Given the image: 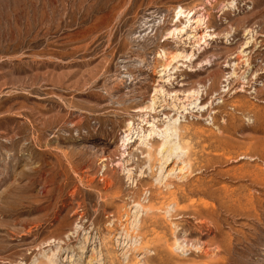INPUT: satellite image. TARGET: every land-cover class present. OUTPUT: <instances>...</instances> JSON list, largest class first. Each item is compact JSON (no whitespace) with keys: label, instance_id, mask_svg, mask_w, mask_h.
Wrapping results in <instances>:
<instances>
[{"label":"rangeland","instance_id":"374dc122","mask_svg":"<svg viewBox=\"0 0 264 264\" xmlns=\"http://www.w3.org/2000/svg\"><path fill=\"white\" fill-rule=\"evenodd\" d=\"M0 264H264V0H0Z\"/></svg>","mask_w":264,"mask_h":264},{"label":"bare ground","instance_id":"6f19581e","mask_svg":"<svg viewBox=\"0 0 264 264\" xmlns=\"http://www.w3.org/2000/svg\"><path fill=\"white\" fill-rule=\"evenodd\" d=\"M191 12H193V11H191ZM191 12H189V13H191ZM188 13V14H189ZM194 13V12H193ZM185 14V11L183 10V8H181L179 11H177V16H178V18L179 19H181L182 18V16ZM189 20H191L192 21V23H196V24H198V25H201V19H199V18H196V17H194V14H192V16L190 17V19ZM197 28V27H196ZM195 28V29H196ZM175 30H179L177 27L175 28ZM180 30H183V29H180ZM172 31H174V30H172ZM171 31V32H172ZM179 56L178 55H173V57H172V59L173 60H175V59H177ZM233 106H234V108L236 109V108H238V109H240V110H244L245 109V105L242 103V102H236V103H234V104H232ZM153 109V108H152ZM186 110V109H185ZM250 112H253L254 113V117L258 120L259 118H261L260 117V114L259 113H256V111H254L253 109L250 111ZM150 126L152 127V129H150L147 133H145V132H143V134L141 135L140 134V144L142 143V144H144L146 147H148L149 149L147 150V151H149V153L150 152H152V150L150 151V149L151 148H154L153 147V143H152V138H153V129H155V128H157L158 126L155 124V122H153V123H150ZM133 127V126H132ZM131 129V128H130ZM183 129L185 130L186 128H185V126H182L181 124H177V123H174V125L172 126V127H166V129H164L163 130V132L165 133V136H167V138L169 137V133L171 132L172 134L171 135H173V134H175V133H177V137L179 138V142L178 141H176L174 144H173V146H167V138H165L166 140L163 142V143H159L158 145H157V147H155L156 148V150H155V148H154V150L156 151V152H159V154L160 153H162L163 151H165V152H168V155L165 157L166 158V161H168V160H170V158L172 157V155L175 153L174 151H176V150H183L185 147H184V145H186L187 144V146L189 147V145H188V143L187 142H184L183 140H184V138L182 137L183 135H184V133L182 134V136H181V131H183ZM243 129V128H242ZM141 131H143V129L141 130ZM178 131H179V134H178ZM142 133V132H141ZM212 140V139H211ZM184 142V143H186V144H182V142ZM186 141V140H185ZM158 142V141H157ZM143 145V146H144ZM155 145V144H154ZM144 146V147H145ZM218 146V145H217ZM187 147V148H188ZM185 150V149H184ZM187 150V149H186ZM185 150V151H186ZM228 150V149H227ZM151 154V153H150ZM149 155V154H148ZM152 155H153V153H152ZM245 155V154H244ZM223 156H224V153H223ZM153 157V156H152ZM215 157H217V156H215ZM150 158V157H149ZM219 158V157H218ZM194 167V166H193ZM181 168V170H183L184 168H182V167H180ZM193 172V171H192ZM193 183V182H192ZM201 188V187H200ZM176 189H177V187H176ZM205 189V187H203V190ZM174 190V189H173ZM185 190V189H184ZM184 190H182V194H184ZM104 191H106V190H104ZM191 192H193L194 190L193 189H191L190 190ZM201 191V190H200ZM169 192V191H168ZM187 192V191H186ZM201 193H203V191L201 192ZM206 193H208V192H206ZM193 194V193H192ZM170 196H174V198H171V203L170 204H167V206L168 207H170V206H172V205H177V206H179L180 204H179V200H178V197L176 196V194H175V191L174 192H171L170 194H169ZM185 196L187 197V195L185 194ZM169 198V197H168ZM170 199V198H169ZM166 201V200H165ZM165 203V202H164ZM195 203H196V201H195ZM166 204V203H165ZM206 204V203H205ZM205 204H203L204 206H206L207 207V205H205ZM184 205V204H183ZM137 207H139L140 208V210L143 212V211H148V210H150V208L152 207V205H151V207L149 206V207H147L146 205H144L143 203L141 204L140 202H138L137 203V205H136ZM155 206V205H154ZM176 206V207H177ZM200 206V205H199ZM158 207V206H157ZM161 207V206H160ZM159 207V208H160ZM175 207V208H176ZM196 207V205L194 206V208ZM203 207V206H202ZM179 208H182V209H186V208H184V207H179ZM199 208H201V207H199ZM198 208V209H199ZM204 208V207H203ZM208 208V207H207ZM156 209V208H155ZM158 209V208H157ZM177 210H176V212L177 211H181V209L180 210H178V207L176 208ZM194 210H196V209H194ZM193 210V211H194ZM187 211V210H186ZM200 211L201 210H196V211H194V214L195 213H200ZM208 210H206L205 211V213L207 212ZM185 212V211H184ZM209 212V211H208ZM147 213V212H146ZM183 213V212H182ZM151 214V213H150ZM177 214V213H176ZM202 214V213H201ZM175 215V214H174ZM139 215H137L136 214V219L137 218H140V217H138ZM146 218V217H145ZM150 218H152V216L150 217ZM154 219V218H153ZM138 220V219H137ZM140 220V219H139ZM143 220V219H142ZM150 221V220H149ZM143 222V221H142ZM156 222V221H155ZM137 223H139V221L138 222H136V224ZM143 224V223H142ZM155 225V224H154ZM141 226V225H140ZM134 227V226H133ZM129 231V230H128ZM128 231H127V234H128ZM158 242V241H157ZM162 243V242H161ZM157 244V243H156ZM159 245V244H158ZM160 246V245H159ZM167 246V245H166ZM170 249H172V248H169L168 250H170ZM156 253V252H155Z\"/></svg>","mask_w":264,"mask_h":264}]
</instances>
